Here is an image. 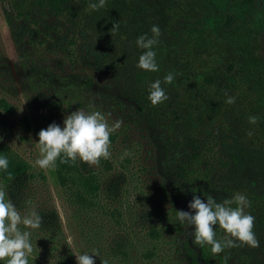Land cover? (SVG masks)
<instances>
[{"label":"trees","instance_id":"16d2710c","mask_svg":"<svg viewBox=\"0 0 264 264\" xmlns=\"http://www.w3.org/2000/svg\"><path fill=\"white\" fill-rule=\"evenodd\" d=\"M7 1L6 19L28 70L26 89L55 108L49 120L84 109L101 112L110 126L122 121L110 136L109 159L92 167L58 159L54 168L86 253L98 250L95 264H264V66L229 39L238 19L227 0H106L98 11L89 8L98 0ZM115 22L119 28L110 33ZM153 25L161 30L154 49L164 45L166 53L156 61L159 70L148 72L137 67L144 50L136 40L151 37ZM173 70V82L164 84L159 74ZM11 77L0 79V92L14 93ZM156 80L168 99L153 107L148 95ZM96 86L102 88L94 99ZM228 97L235 103L227 104ZM16 108L0 95L2 111ZM213 115L218 120L207 129L205 119ZM249 116L258 124L250 125ZM149 126L152 137L144 132ZM157 142L173 194L158 171ZM0 157L9 161L7 171L0 169L6 199L22 217L33 210L41 217L38 229L20 225L31 232L29 264H76L44 171L1 138ZM238 192L250 202L245 213L255 217L260 246L214 256L210 246L193 245L192 229L179 223L176 211H190L194 194L222 203ZM215 232L222 240L218 225Z\"/></svg>","mask_w":264,"mask_h":264},{"label":"clouds","instance_id":"9594fccd","mask_svg":"<svg viewBox=\"0 0 264 264\" xmlns=\"http://www.w3.org/2000/svg\"><path fill=\"white\" fill-rule=\"evenodd\" d=\"M106 0L90 2L89 8L98 11L105 6ZM119 28V23H113L110 33H115ZM151 37L147 34L140 35L136 44L143 53L139 56L137 67L143 71L156 72L159 66L156 63V52L154 47L159 43L161 30L159 26L153 25ZM175 76L169 73L164 77V84H171ZM168 99L161 81L156 80L150 85L148 100L153 107L163 103ZM227 104H234L235 97H228ZM250 125L258 124V117L249 116ZM122 121H117L109 125L105 116L99 112L87 113L78 109L67 115L63 121V127L55 122L46 129H41L38 133L36 147L39 150L33 167L49 169L56 167L59 159L61 164L80 163L89 167L98 166L100 160L109 159L111 153L110 136L119 129ZM248 136L253 135L249 131ZM9 161L7 157H0V169L8 170ZM9 175H11L9 173ZM6 192L0 189V261L5 264H29V257L33 253L31 243V232L21 231L20 225L25 229H38L41 227V217L38 212L33 210L30 214L21 216L17 207L8 198ZM235 204L236 207H231ZM250 207L247 197L241 193H236L231 199H225L222 203L209 196L206 201L198 195H193L188 204L190 211H176V219L181 225L191 227L192 244L201 248L210 246L211 253L215 256L225 250L235 247L258 248L260 241L257 239L254 227L255 217L245 213V208ZM60 223H66V218L61 209H57ZM219 226L225 233L222 240L216 239L215 227ZM67 246L74 247L75 240L72 235H67ZM93 255L88 253L75 254L76 264H95V256L98 250H92ZM107 264V262H103Z\"/></svg>","mask_w":264,"mask_h":264},{"label":"rangeland","instance_id":"374dc122","mask_svg":"<svg viewBox=\"0 0 264 264\" xmlns=\"http://www.w3.org/2000/svg\"><path fill=\"white\" fill-rule=\"evenodd\" d=\"M228 2V3H227ZM226 9L233 12V15L238 19V23L234 25L230 32L229 39L233 41L237 46L248 52L250 56L258 58L259 64L264 66V0H227ZM11 4L7 0H0V79L7 77L10 70L13 71L15 80L13 86L16 87L14 93L0 92V95L5 94L7 99L16 105V112L7 113L0 109V138L8 142L13 149L19 154L28 159L32 164L39 158V150L36 147L38 142V133L41 129H46L50 122H55L57 125L63 127V121L69 114H63L62 118L55 117L50 119V111L55 108H49L43 105L41 98L37 97L32 92L26 89V76L22 75L21 58L19 55L18 47L12 38V27L8 23L6 17L10 14ZM207 44V43H206ZM208 52H212L213 48L209 45L204 46ZM156 52V61H163V56L166 53L164 45L158 46L154 49ZM214 52V51H213ZM208 57H218L215 54L207 55ZM161 68V67H160ZM174 75L177 71L173 70ZM163 79L167 74H159ZM102 87H95V91L92 94L94 99L99 98V92ZM78 110V109H76ZM84 110V109H82ZM86 112V110H84ZM117 116L115 119H119ZM143 119V117H142ZM142 119L140 122L145 124ZM217 117L215 115L207 117L206 127L212 128L216 122ZM50 121V122H49ZM195 127H202L199 122L194 124ZM147 129V128H146ZM147 131L152 137L153 129L148 127ZM156 164L158 171L161 172L167 178V186L171 194H173V182L170 175V166L166 163V157L164 150L157 142V148L155 149ZM86 165V164H84ZM88 166V165H87ZM46 174V186L51 195L52 202L56 209H61L66 218V223L61 224L67 235H72L75 240L74 250L75 254L86 253L84 243L82 242L76 222L74 220L73 209L65 198L62 189L57 180L55 171L53 168L42 169ZM184 211L185 208H183ZM58 216V215H57ZM59 218V217H58ZM143 223L147 224V219H141ZM60 221V220H59ZM142 226H138L140 233L143 232ZM190 233V232H189ZM144 264V261L142 262Z\"/></svg>","mask_w":264,"mask_h":264},{"label":"flooded vegetation","instance_id":"af4514ba","mask_svg":"<svg viewBox=\"0 0 264 264\" xmlns=\"http://www.w3.org/2000/svg\"><path fill=\"white\" fill-rule=\"evenodd\" d=\"M20 66H21V69H22V72L20 71V73H22V75L25 74V76H26V72H28V70L24 68V66H23L22 63L20 64ZM9 73L12 75L11 78H13V79L15 80V77H14L13 71H12V73H11V70H10Z\"/></svg>","mask_w":264,"mask_h":264}]
</instances>
